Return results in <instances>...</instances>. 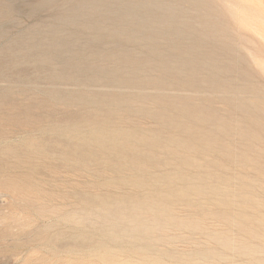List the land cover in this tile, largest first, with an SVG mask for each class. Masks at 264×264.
Here are the masks:
<instances>
[{
	"label": "bare ground",
	"instance_id": "1",
	"mask_svg": "<svg viewBox=\"0 0 264 264\" xmlns=\"http://www.w3.org/2000/svg\"><path fill=\"white\" fill-rule=\"evenodd\" d=\"M38 1L44 4L54 0ZM72 1L77 4L58 12L54 21L64 22L69 18L66 14H71L67 26H74L76 31L57 32L53 23L41 25L43 28L37 29L39 33L33 38L26 32L0 45V127L8 125L17 133L11 141V134L0 131V157L16 158L15 167L26 165L29 171L21 176L25 182L21 187H11L13 193L22 208L35 210L41 219L48 210L37 206L39 200L58 205L73 200L82 207L76 212L66 211L62 205L54 208L59 219L49 218L37 228L39 246H32L30 257L23 264H133L127 260L132 255L142 260L137 264H143L147 255L159 252L158 245L154 247L149 240L159 228L154 222L176 226L189 223L173 214L171 205L175 201H187L191 195L202 197L206 191L218 196V204L227 208L234 205L230 197L239 198L238 205L244 206L249 199V195L242 194L243 186L239 184L234 190L229 187V180L217 175L212 177L225 187L214 183L203 190L197 185L206 176H187L179 171L156 173L155 178L166 184L147 187L151 168L164 162L156 159V152L172 155L180 167H202L200 154L205 152L230 159L241 154V160L248 161L245 151L234 154L237 149L225 140L235 133L242 141L264 142V97L258 86L248 90L246 75L228 65L232 58L226 49H221L223 39L208 14L203 21L190 17L200 25L192 22L182 26L180 16L177 18V13H182L177 0H116L114 4L109 3L111 0ZM226 13L244 25L247 13L243 9ZM80 32L88 33L83 43ZM198 35L215 42L200 41ZM104 44L113 46L111 55L104 54ZM104 58L115 60V68L90 64ZM149 71H156L157 76L148 77ZM148 88H155V94L150 95ZM255 98L261 101L256 103ZM215 101L225 106L222 112L213 105ZM142 102L158 103L152 116L159 120V129L141 132L127 118L132 111L150 115ZM61 105L69 111L54 118V109ZM122 105H127L123 117L117 113ZM164 131L171 134L164 135ZM16 139L18 143L14 144ZM254 147L246 146L247 150L256 151ZM180 151L188 154L181 156ZM110 154L118 162L111 167L113 173H131L120 183L97 180L109 172L100 170L98 165ZM216 164L221 170L231 166L221 160ZM63 169L75 175L88 174L95 181L55 182L53 178ZM257 171H262L260 165ZM36 176L40 178L33 184ZM126 184L131 192H113ZM64 187L71 191L66 192ZM141 189L145 191L140 192ZM33 195L35 200L30 199ZM230 213V223L238 217L259 221L243 211ZM206 215L202 211L198 219L202 221ZM103 224L112 226L106 228ZM226 243L232 246L229 241ZM124 252L127 259L120 260ZM162 253L153 262L159 264L168 256V252ZM208 255L199 251L195 259L205 261Z\"/></svg>",
	"mask_w": 264,
	"mask_h": 264
},
{
	"label": "rangeland",
	"instance_id": "2",
	"mask_svg": "<svg viewBox=\"0 0 264 264\" xmlns=\"http://www.w3.org/2000/svg\"><path fill=\"white\" fill-rule=\"evenodd\" d=\"M210 1L177 0V8L183 13H177V18L180 16L182 26L188 25L192 22V24L196 25L198 23L197 20H190V17L193 18L194 16L203 21L206 20L205 16L208 14L213 28L220 32L218 36L223 39V46L221 49H226V53L232 58L228 61V65L237 67L239 72H242L246 75L245 79L247 83L245 86L248 88V90H252L258 86V89L261 90L262 96L264 97V0ZM74 3L76 2L72 0H54L51 3L44 4L40 3L38 0H0V45L11 42L13 39H17V37L21 36L23 33L26 34V32H28L33 38L36 33H39V31L36 30L43 28L41 25H49L53 23L54 29L57 32L75 30L76 28H74V26H67L71 17H73L71 14H66L69 16V20L67 19L61 23L54 21V17L58 12H64L66 9H70L71 5ZM109 3L114 4L116 3V0H111ZM242 9L247 13L243 19L244 25H240L237 21L230 19V15L226 13L227 10L235 12ZM77 30L80 31V28H77ZM87 35L88 33L86 32H82L80 34L81 43L87 40ZM197 37L200 39V41L206 43L211 41L205 37H202L201 35H198ZM36 38L38 37L36 36ZM212 41L210 43H212ZM102 50L104 51L105 55H111L113 46L104 44ZM116 63L117 62L111 58H104L101 61L93 60L90 62V64L93 66L100 65L101 67L103 66L109 69H114ZM146 75H148L150 78H154L157 76V72H146ZM148 91L150 92V95H153L156 92L155 88H148ZM170 99L174 100L173 97ZM253 101L259 103L261 100L255 98ZM142 103H144V107L148 109L147 111H150V115H142L132 111L131 114L127 115V118L129 120L132 119L133 125H137L141 132L146 130L151 132L159 129V120L152 116L153 111L158 108V103ZM213 105L221 112L223 111V107H225L219 101H215ZM126 107L127 105L120 106V110L117 112L120 114L119 116H125L123 112ZM67 111L69 110L61 105L58 110L54 109L53 116L54 118H59L65 115ZM126 125L130 124H124L122 126ZM0 131H3L4 134H11V141L13 138H17V133L8 125L2 124ZM167 134L170 135L171 132L169 133L164 131V135ZM175 136L184 138L182 135ZM225 141L237 149L236 152L233 151L234 154L237 153V151H242V153L245 151L248 161L243 162L241 160V154H238L237 158L230 159L229 157L216 158L215 154H206L205 152L200 154V157L204 162L202 167H191L187 165L180 167L173 162L172 155L160 153L158 149L155 148L156 151H158L156 152L154 150L158 154L156 159L161 160V163L162 161H168L169 163L166 165V163L163 162L162 165L151 168L152 174L147 178V184L149 185L147 187H150L151 189H153L155 186H157V188L163 187L166 182L163 181V179L159 181V179L155 178L154 174H169L174 171H179L182 175L187 176L192 174L206 176L207 179L197 185L203 187V190H207V188L209 189V186L214 183L225 187V185L222 183L217 182L215 177H212L213 175H217L221 178L223 177V179L229 180V187L234 190H237L240 185L243 186L242 190L244 191L242 194L246 193L249 195V199L246 200V206H244L240 204L238 205L240 202L239 198L230 197L234 205L233 208H227L225 205L220 206L218 204V196L206 191L202 197L191 195L188 199H186L187 201H175V204L171 205L173 214L183 220L185 219V223L187 221H189V223L184 225L179 224L176 226L173 224H167L166 222L163 223V221L160 220L154 222V224L159 226V228L156 229V232L150 236L149 240L150 243L152 242L151 244L154 247L158 245L156 249L160 253L158 252L149 256L147 255V259L145 262L143 261V264H158L153 261L158 260L162 252H168V256L162 258L159 264H176L178 260L188 261L189 263L200 262L199 264H264V142L261 140L254 142L251 139L242 141L235 133H232L231 136H228ZM17 143L18 142L16 139L14 144ZM251 144L255 145L254 148H256L257 152L253 149L247 150L246 146ZM155 147H157V145ZM185 154L188 153L185 151H180L181 156ZM220 160L224 165L231 166H229L228 169H219L216 162ZM100 162L101 163L98 165V168L100 170L109 171L104 177L97 178L100 183H104L106 179L108 181H112L113 183H120L125 178H128L127 176H131L130 172H126L125 174H115L111 171V167L116 166L118 163L114 159L113 154L106 156ZM15 164H18V159L16 158L1 159L0 157V264L25 263V261L30 257V249L36 245L39 246V243L36 241V230H39L37 228L43 225V223H47L46 221L49 218H54L53 220L56 221L59 219L56 217L57 215L53 213L54 208H59V206L62 205L61 207H64L66 211L70 212H76L82 208L73 200H71V203H64L65 205H58L57 202L53 203L49 200H39L40 205L38 204L37 206L46 208V210H48L42 219L39 218L40 216L35 210L31 208H22V205L18 201L19 198H17L13 193L11 187H13V185H18L21 187L22 184L25 183L23 182L21 176L26 172L28 173L29 171L26 169V165H21L16 168ZM258 164L261 166L262 171H257L259 166ZM63 170L64 171H61L57 177L53 178L55 182L57 181L59 183L67 184L68 181L74 183H82V181L89 183L95 181V177H91L88 174L82 173L83 175H75L68 170ZM33 178L34 183H31L37 184L35 183L37 182L36 178L40 177L36 176ZM127 183L129 184V182ZM177 184L180 185V183ZM123 187L124 188L120 191L113 189V192L116 194H121L123 192L132 191L131 187L127 184ZM47 188L48 191L51 190V187ZM64 190L68 193L71 191L69 187H64ZM143 191L145 190H140V192ZM104 192H106V190H104ZM35 196L36 195H33L30 199L35 200ZM189 201L191 205H187ZM106 210L107 209H104V211ZM202 211L206 212L207 215L202 221H200L198 217ZM242 211L244 214L247 213L249 215L255 216L259 219V221L254 222L252 219L246 220L238 217L234 220V222H228L227 216L231 214L230 212L240 213ZM220 215H222L221 218H218ZM98 221H100V219H98ZM118 223L122 225L124 224V222L121 223V221ZM34 225L38 226L34 228ZM149 225L153 226V222L149 221ZM104 226H106V228H111L112 224H103V227ZM159 236L161 238H157ZM170 240L173 241L171 242ZM123 241L128 242L127 239H123ZM228 241L232 243L231 247H234L233 249L229 247L230 244L228 245V243H226ZM199 251H205L209 253L205 261L202 260V258H200V260L195 259L197 258L196 253ZM127 257L128 254L124 252V254H122L119 259L123 260L127 259ZM127 260H130L132 263L134 262L133 264H137L142 261L139 259V257L136 258V256L133 255L131 258L128 257Z\"/></svg>",
	"mask_w": 264,
	"mask_h": 264
}]
</instances>
